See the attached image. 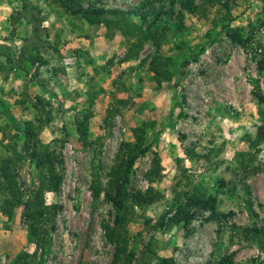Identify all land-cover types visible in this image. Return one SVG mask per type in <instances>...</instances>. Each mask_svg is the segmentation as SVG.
Listing matches in <instances>:
<instances>
[{
  "label": "rangeland",
  "instance_id": "1",
  "mask_svg": "<svg viewBox=\"0 0 264 264\" xmlns=\"http://www.w3.org/2000/svg\"><path fill=\"white\" fill-rule=\"evenodd\" d=\"M170 1L83 4L149 13L168 9ZM180 8L174 3L182 30L172 24L159 50L149 39L126 59L128 40L119 30L109 35L104 24L68 15L50 0H0V160L8 159L22 200L10 216L0 208V264H110L114 245L104 225L113 223L115 211L103 192L93 197L92 185L105 186L120 143L132 141L133 128L146 121L149 148L136 160L130 182L131 193L141 192L146 200H129L126 212L131 264H155L157 257L206 264L229 253L234 264L264 261L259 240L243 239L233 226L264 227V140L251 147L264 117V103L255 97L264 95V70L257 68L264 55V0H221L197 13ZM133 19L144 29L150 18ZM235 29L249 38L246 46L233 40ZM177 41L186 42L182 52L174 48ZM2 50L15 61L5 60ZM155 55L169 57L174 66L188 61L177 86L175 77L160 85L152 79L148 63ZM83 115L93 142L88 148L76 133ZM27 127L63 160L59 191H40L43 204L60 205L43 254L26 238L25 205H37L40 186L21 132ZM250 153L259 167L246 178L254 215L241 187H221L222 179L236 180L237 164ZM192 194L215 196L216 211L227 213L224 232L205 218L209 211L187 225H159L163 213L171 215Z\"/></svg>",
  "mask_w": 264,
  "mask_h": 264
},
{
  "label": "trees",
  "instance_id": "2",
  "mask_svg": "<svg viewBox=\"0 0 264 264\" xmlns=\"http://www.w3.org/2000/svg\"><path fill=\"white\" fill-rule=\"evenodd\" d=\"M50 1L54 2L68 15L77 16L91 24H104L109 35H112L115 30L121 31L128 40L126 59L136 57L144 42L149 39L152 40L156 49L159 50L163 40L167 37V33L171 30L172 24H174V28L177 31L184 28L183 19L179 15L181 13L180 10L174 14V3L179 4L182 10L189 13H197L200 10L204 11L207 7L221 2V0H200L199 3L196 2V0H171V5L168 9H162L156 12L151 9L149 13H141L140 8L137 11H130L119 8L85 6L83 0ZM224 4H227L226 1ZM134 17H138L143 22H146L150 18L149 23L145 25L143 29L142 26L134 21ZM262 22L264 24V20ZM231 36L235 42L242 46H246L249 43V38L244 37L239 29H235L231 33ZM185 47L186 42L184 41H177L174 45V48L178 52H182ZM1 52L8 62L15 61L11 53L4 50ZM187 63L188 61L184 60L180 65L174 66L169 57L155 55L150 59L148 67L152 72V79L157 85L175 77L174 86H177L183 79L185 73L184 68L187 66ZM257 68L260 71L264 70V55L257 59ZM255 97L258 100V104L264 103L263 94L255 92ZM3 111L14 123L13 116L6 106L3 107ZM107 116L111 118L113 114L109 112ZM82 118L81 120H76V133L81 140L82 146L88 148L93 145V142L88 135L87 116L83 115ZM149 126L150 123L146 121L133 128V140L122 141L118 147L105 186L101 188L100 184L95 182L92 185L93 197L98 198L99 194L103 192L105 200L111 204L115 211L113 223L104 225L105 236L114 245L110 264H131L134 258V254L128 248L126 212L129 207V200L135 199L137 203L146 200L141 192L135 194L131 193L130 182L136 160L148 151L149 141L147 128ZM15 127L19 128L17 124H15ZM21 132L27 144H29V158L35 163V167L40 174L41 186L38 187L34 195L35 200L33 202H37V205L34 206V203L25 205L24 217L26 223V238L28 241L35 244L36 251L40 250V253L43 254L50 248L52 243L51 232L54 230L55 215L60 205L43 204V200L39 198L41 195L40 191L43 186L53 192L59 191L62 181L63 160L61 153L52 149L50 144L37 143L35 139L36 133L30 127L22 129ZM263 140L264 117L256 130L254 138L251 140V147L258 148L257 146ZM101 145L102 141H100L98 146L94 149L93 158L96 160H99ZM254 159H256L254 153L247 154L243 157L241 162L237 164L238 174L234 182L225 181L224 179L221 180V187L229 185L232 189H235L239 186L244 190L247 195L246 208L251 215H254V203L251 199V190L246 184V178L256 173L259 168L254 164ZM0 196L3 198L0 205L1 212L7 216H10L14 208L21 204L22 201L21 193L10 171V163L6 158L0 160ZM205 211L210 212L205 218L212 219L216 223H219V232H224L227 213H218L216 211V198L213 195L200 196L192 194L187 196L171 215L167 216V213L161 215L159 225H163L165 222L171 225L180 223L187 225L197 213H203ZM233 226L236 232H240L239 234H241L243 239L257 238V240H259L258 245L264 252V227L258 228L253 226L250 228H241L237 225ZM17 256L21 257L22 254L19 252ZM153 262L155 264H175L173 261H168L159 257ZM145 264H152V261ZM206 264L234 263L232 262V254L229 253L220 254V256L212 259ZM258 264H264V261L260 260Z\"/></svg>",
  "mask_w": 264,
  "mask_h": 264
}]
</instances>
